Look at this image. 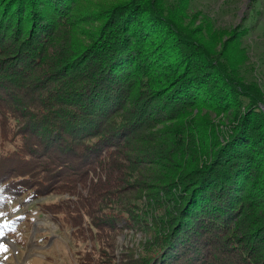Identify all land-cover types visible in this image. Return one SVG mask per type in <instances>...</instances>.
Masks as SVG:
<instances>
[{
  "label": "trees",
  "instance_id": "1",
  "mask_svg": "<svg viewBox=\"0 0 264 264\" xmlns=\"http://www.w3.org/2000/svg\"><path fill=\"white\" fill-rule=\"evenodd\" d=\"M76 1L0 0V54L4 51H16L14 59L5 69L0 63V71L14 72L9 75L8 80L0 75V89L10 83L14 89V95L13 92H7L8 101L5 102L3 96H0L1 127L6 130L15 123L17 130L14 132L12 128L9 133L14 132L13 138L19 142L20 150L24 156H29L13 153L1 158L0 192L20 195L29 192L35 185L41 187L36 189V192L44 194V191L50 193L55 189L61 192H72L76 188L86 189V194L81 192L74 198L81 212L84 209L93 212L95 203L100 198L102 202L98 206L108 208L109 202H116L112 200L115 199L112 196H115V193H112L110 188L123 181L122 177L114 175L128 169L127 174L131 175L134 170L151 168L152 164L156 165L166 159L165 154L152 148L145 139L151 132L153 123L168 118L175 120L181 107L190 105L199 98L196 90L203 88V79L212 74L214 77H221L231 87V90L226 89L223 95H235L234 99L241 102L240 107L244 112L237 111L234 117L237 120L234 131L223 141L217 139V128L210 135L201 133L198 150L187 152L190 162L187 159L180 161L179 165L174 164L166 173L171 174L165 185L142 197L143 200L138 198L137 205L117 204L121 210L129 213L132 208L139 215L135 213V217L125 220L113 219L109 225L115 230L120 228L122 223V227L126 229L147 230L148 223L141 221L139 216L150 218L154 226L165 217L164 229L155 232L154 239L158 240L159 248L149 264L167 263L169 258L173 261L180 260L184 254H190V258H194L193 254H197L194 239L205 238L206 234L213 240L214 245L216 243L229 248L228 240L221 234L230 229L242 230L243 227L238 225L239 222L235 219L243 214L248 216L251 210L249 202L243 204V199L249 197L247 181L251 177V170L258 166V156L252 154L249 147L253 149L257 142L264 138V133L253 135L249 130L248 121L258 120L259 117L264 122V114L257 106L261 95L258 93L257 96L252 87L237 85L224 66L211 62V66L218 70L213 73L208 65L210 56L202 52L200 47L205 71L194 72L192 62L197 59V52L189 48L192 45L189 41L177 37L180 29L174 31L169 27L175 33L176 43L184 47V52L189 49L187 54L180 50L179 54H173L177 46L171 45L170 41L167 48H162L166 44L163 38L154 48L144 50L146 44L142 39L148 32L158 28L161 21L155 13L147 7H142L139 2L111 0L107 4L98 0ZM77 3H80V7L77 13L72 14ZM2 6L5 7L3 12ZM8 11L12 18L9 22L15 29L13 35L8 33L7 25H4L1 19L4 12L6 14ZM78 14H82L80 20L87 17L84 21L95 24V30L89 39L99 43L96 47L92 42L82 44V41H79L78 46L74 45L72 64L67 67L66 72L73 70L69 75L74 72L73 77L79 78V85L75 88L72 83L67 82L65 86L60 80L59 85L61 84L64 90L56 92L49 87L52 83L46 86L43 84L58 75V72L61 73L60 71L44 73L39 78L30 76L34 69H40L46 55L45 47L41 43L39 46L35 45L34 40L44 43L66 36L69 30H75L83 24L75 22L78 20ZM61 16L65 17L66 22L62 24L63 27L59 25L57 28L60 22H54ZM27 20L31 21L32 29H28L27 38L17 44L19 39L15 38L23 30L22 24ZM7 36L10 40L7 41L8 44H4ZM93 47L96 50H93ZM169 47L174 49L166 58ZM16 60L25 63L28 78L18 74L23 71L13 67ZM164 62H167V65H164ZM155 71H158V75ZM53 79L59 80L60 77ZM31 83L33 85H30ZM68 94L74 95V100L66 99ZM221 96L218 95L216 99H221ZM60 97L65 98L67 108L55 107L60 102ZM236 101L233 100L232 103ZM61 115L66 119L51 123L50 118ZM256 126L254 124L252 129ZM27 135L30 138H27ZM85 138L89 139L81 146V141H78ZM59 141L72 148L60 159L57 157L59 155L50 153L51 147ZM72 152L71 163H67ZM201 152L205 154L202 156ZM197 154L199 159H195ZM192 161L203 163L187 171ZM64 170L67 174L63 173ZM259 171L258 168V179H264V171L262 174ZM27 174L32 175L30 179ZM176 181V189L166 196L162 190L170 184L174 185ZM100 184L109 192L105 193L106 198L99 193ZM130 184L133 183L127 182V185ZM158 194L163 196L164 203L157 199ZM94 198L96 201H93ZM25 199L31 200L28 196ZM168 200L171 203L170 210L166 208ZM5 203V198L0 196V208ZM78 209L73 211L77 218L80 215ZM76 217H71L74 223ZM119 219L123 221L118 223ZM261 231L258 230V233ZM242 232L243 235L246 234L245 237H251L250 233L254 230L247 226ZM258 241V247L255 246V241L247 245L248 255H253L252 259L255 260L252 264H264V238ZM231 249L237 251L239 264H250L251 259L238 253V250L242 249L241 246ZM205 257L206 255L198 264H204Z\"/></svg>",
  "mask_w": 264,
  "mask_h": 264
},
{
  "label": "rangeland",
  "instance_id": "2",
  "mask_svg": "<svg viewBox=\"0 0 264 264\" xmlns=\"http://www.w3.org/2000/svg\"><path fill=\"white\" fill-rule=\"evenodd\" d=\"M98 1H103V3L107 2V4L111 2V0ZM114 1L119 2L120 0ZM134 1L139 2L142 7L150 9L161 21V25L158 28L148 32L142 39V42L146 44L144 50L149 51L154 48L158 41L163 38L166 44L162 48H167L170 41L171 45L175 44L177 46V50L173 54H179V50L187 54L189 49H186L187 53L184 52V47L178 45L175 41L174 31L180 29L181 32L179 31L180 34L177 37L181 40L189 41L192 44L189 48L193 52H197V59L192 62L193 71L197 73L205 71V67L203 66L204 60H202L201 54L202 49V52L210 56L208 65L213 73L218 70L214 66H211V62L224 66L228 75L237 85L252 87L256 90L257 96L258 93L261 95V98L258 99L257 106L259 111L264 114V0ZM79 7L80 3H77V6L72 10V14L77 13ZM3 8L5 7L2 6V12ZM81 16L82 14H78L76 16L78 20L75 22L83 24L75 30H69L66 36H62L59 39H50L44 43L34 40L35 45L39 46L41 43L45 47L46 55L44 56L43 63L40 64V69H34L30 76L39 78L44 73L54 70L60 71L61 73L58 72V75H56L60 77L59 80H54L53 78L55 76L43 84L46 86L52 83L49 87L53 91L58 92L60 89L64 90L62 85H59L60 80L65 86L67 82L72 83L75 88L79 85V78L75 79L73 77L74 72L69 75L73 70L66 72V69L72 64L71 57L74 55V45L78 46L79 41H82V44L92 42L89 36L95 30V24L84 21L87 17L80 20L79 18ZM70 17L73 18L72 15ZM1 19H3V24L7 25L6 30L8 33H12L13 35L15 29L9 22L12 19L9 11L6 14L4 12ZM170 21L171 23H169ZM65 22V17L61 16L54 23H58L56 26L58 28L59 25L63 27L62 24H65ZM169 27L174 29V31ZM22 29L19 32L20 34L15 38L16 40L19 39L17 44H20L23 39L27 38V31L32 29L31 21L27 20L24 22ZM21 34L23 35L20 38ZM8 40L10 39L7 36L4 39V44H8ZM98 43V41H93L92 45L96 47ZM94 47L92 49L96 50ZM174 48L169 47V52L165 54L166 58ZM161 50L164 51V49ZM15 53L16 51L10 50L0 54V61H4L0 62L3 69L11 63L15 57ZM164 65H167V62H164ZM13 67L23 71L18 74H23L27 78L29 77L28 73H25V69L27 68L25 63L16 60L13 62ZM157 72L155 71L154 73L158 75ZM11 73L14 72L0 71V75L6 80L10 78L9 75ZM203 80L205 81L204 87H199L196 90L199 96L197 100L193 101L190 105L181 107L175 120H169L168 118L158 123L154 122L151 132L145 137L152 148L157 149L161 154L167 156L166 159L159 163L157 162L156 165L152 164L153 166L151 168L139 169L138 171L134 170L131 175L129 173L127 174L129 169L114 175L122 177L123 181L121 180L114 184L116 186L110 188V191L115 193V196L112 195L115 199L112 198V200H116V202H109L108 208L103 209V206H98L102 202L100 198L95 203L93 212L88 211V209H84L81 212L76 204L75 195L81 192L86 194V189L81 190L76 188L72 192H61L55 189L54 192L50 193L44 191V194L36 192V189L41 187L35 185L29 192L17 195V199L14 200V204L11 206V209L14 211L11 215L18 218H26L28 221L24 224L22 232L11 234L7 239L0 238V264L151 263L153 261V255L159 248L158 240L154 239V235L156 236L155 232L158 230L164 229L165 217L162 222L154 226L151 224L150 218L139 216L141 221L144 220L148 223L147 227L149 229L147 230L126 229L122 227L124 225L123 223L120 225V228L118 227L115 230L109 224L113 219L121 218L125 220V218L135 217V213L139 215L132 208L129 213L121 210V207H118L117 204L120 203L121 206L127 203L137 205L136 200L138 198L141 199L148 193H154L159 186L165 185L166 179L169 181L171 174H166L167 171L174 164L179 165L180 161L184 162L187 159L189 160L187 152L198 150L201 133L210 135L217 128V139L218 141L219 139L223 141L234 131L237 125V120L234 119L237 111L244 112L240 107L241 102L239 103L234 99L235 95L227 97L223 95V92L226 89L231 90V87L221 77H214L211 74ZM30 85H33V83ZM7 92H13L14 95L12 83L4 89H0V96H3L5 102L8 99ZM218 95L219 97L222 96L221 99L217 100L216 97ZM60 98V102L55 107L67 108L68 105L64 103L65 98L70 101L74 100L75 96L68 94L67 97ZM233 100L236 102L232 103ZM244 103L246 104V102ZM64 119L66 117L61 115L54 119L50 118V121L52 123L53 121H63ZM1 120L0 160L3 156H10L13 153L24 156V153L18 146L19 142L13 138L17 126L15 123H12L4 130L1 127ZM254 124L257 126L252 129ZM248 125L253 135L264 133V122L259 117L258 120H249ZM12 128L14 132L10 134L9 130L11 131ZM179 135L180 137H178ZM26 137L30 138L28 135ZM88 139L85 138L78 142L81 141V146H83ZM206 141L208 146V139ZM68 149L72 148L64 145V142L59 141V143L51 147L50 153L59 155L57 157L60 159ZM249 150L256 157L258 156V166L251 170V177L247 181V193H249V197L246 200L243 199V204L249 202V208L251 210L249 209L248 216L243 214V216L236 218L235 221L238 220V225L240 224L243 229L251 226L254 230L253 233L249 232L251 237H245L246 234L243 235V229L240 231L237 229L225 230L221 235L228 240L230 247L226 248L216 243L214 245L213 240L206 234L205 238L200 237L194 239L197 244V254H193L194 258H190V254H184L180 260L173 261L169 258V262L162 264H198L204 255H206L204 264H239V255L236 250L231 251V248H238L240 246L242 249L241 251L238 250V253L249 260L251 259L250 264L255 263V260L252 259L253 255H248L247 245L255 241V246L258 247L260 244L258 240L262 237L264 238V179H258V168L260 169L259 173L262 174L264 171V138L258 141L253 149L249 147ZM203 153L201 152L200 155L203 156ZM71 156H73V152L68 156L67 163H71ZM198 156L199 154L195 156V159H199L200 157ZM202 163L192 161L187 171L193 166L196 167ZM63 173L67 174V171L64 170ZM26 176L30 179L32 175L27 174ZM61 177L63 176L61 175ZM129 181L134 185H127ZM177 185L178 181L174 185L170 184V186H167L162 191L168 196L173 189H176ZM32 192H36V194L32 195ZM63 193H67L68 195ZM99 193L104 198L107 196L105 193L109 194L107 190L103 189V185L101 184L99 186ZM27 196L31 199L30 201L25 199ZM157 199L164 203L162 195L158 194ZM93 201H96V198ZM170 207L171 203L169 201L166 203V208L170 210ZM75 209H78L80 212L78 218L76 217L77 214L73 212ZM71 217H76L75 223L71 220ZM123 220L120 221L119 219L118 223ZM258 230L262 231L258 233ZM208 252L209 254H207Z\"/></svg>",
  "mask_w": 264,
  "mask_h": 264
}]
</instances>
